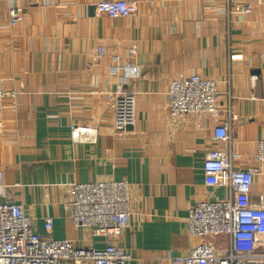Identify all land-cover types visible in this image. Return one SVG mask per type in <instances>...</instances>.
I'll list each match as a JSON object with an SVG mask.
<instances>
[{"label":"crops","instance_id":"obj_1","mask_svg":"<svg viewBox=\"0 0 264 264\" xmlns=\"http://www.w3.org/2000/svg\"><path fill=\"white\" fill-rule=\"evenodd\" d=\"M94 1L0 0V79L17 90L1 100L0 203H22L39 234L51 216L54 239L103 249V236L66 215L68 187L124 180L129 226L113 244L125 264H171L201 241L188 234L189 208L228 195L203 169L209 149L230 153L235 168L258 167L242 202L264 208V0H237L251 7L233 13L223 0H129L137 13L117 18L95 15ZM12 7L21 20L9 28ZM193 73L216 82L217 112L170 120L169 81ZM121 81L135 92V122L116 131L105 92ZM228 105L231 138L217 144L212 128ZM72 122L97 128L96 141L72 142ZM209 240L220 255L229 246L228 235Z\"/></svg>","mask_w":264,"mask_h":264},{"label":"built area","instance_id":"obj_2","mask_svg":"<svg viewBox=\"0 0 264 264\" xmlns=\"http://www.w3.org/2000/svg\"><path fill=\"white\" fill-rule=\"evenodd\" d=\"M228 13L246 12L250 4L237 0H223ZM138 11L136 2L129 0H95V15L109 18L128 17ZM21 20V8L8 11L9 28ZM102 46L97 53L102 54ZM116 67L109 72L117 73ZM132 74L136 69H130ZM119 82L113 90L105 92L112 103V127L122 131L135 122V92ZM166 110L171 119L185 118L196 114L217 112L216 82L198 74L182 75L171 79L167 88ZM12 102L17 90L4 89L0 79V112L2 98ZM234 114L230 105L226 119L213 125L214 142L230 141V128ZM97 128L72 122L69 138L75 143H94ZM257 157L264 162V139L257 141ZM203 169L214 175L216 182L225 184L228 195L221 200L198 201L189 208L188 234L194 243L184 253L171 258V264H249L264 262V208L253 203L244 204L242 196L251 188L253 175L258 167L235 168L230 153L219 148L209 149L204 156ZM70 198L65 202L66 215L76 227H90L104 237L103 249L80 247L68 239L51 236L53 218L43 220V234L36 232L33 217L17 201L0 203V264H61L64 261L86 264H125L129 254L113 244V237L129 226V184L124 180L97 182H74L68 187ZM228 235L229 246L224 254L216 252L210 237Z\"/></svg>","mask_w":264,"mask_h":264}]
</instances>
